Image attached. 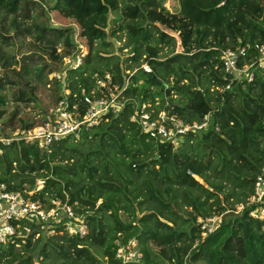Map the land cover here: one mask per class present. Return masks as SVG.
Here are the masks:
<instances>
[{"label":"trees","instance_id":"1","mask_svg":"<svg viewBox=\"0 0 264 264\" xmlns=\"http://www.w3.org/2000/svg\"><path fill=\"white\" fill-rule=\"evenodd\" d=\"M31 3H50L58 19L71 22L68 28L61 21L33 22L31 45L49 57V69L60 68L78 43L87 47L78 68L61 81L50 79L54 103L65 87L80 98L106 72L121 86L128 80L123 95L129 100L77 140L61 138L45 149L0 142V182L8 190L44 178L32 198L48 207L53 199L67 201L88 224L80 236L69 234L63 222L42 227L34 218L17 220L19 232L1 246L0 264H121L115 241L131 238L138 240L140 264H264V218L249 214L255 204L235 212L264 167V71L250 81L231 80L220 60L222 49L264 41V0H180L176 10L164 0H0L1 44L8 42L6 32L30 19ZM121 31L124 41L116 47ZM170 33H178L180 51ZM123 49L125 56L117 52ZM3 67L0 137L18 111L3 120L7 85L17 104L36 99L27 67ZM137 102L188 122L209 115L210 127L182 141H155L131 119ZM213 214L220 215L217 227L202 237L197 219ZM24 226L30 227L26 235Z\"/></svg>","mask_w":264,"mask_h":264},{"label":"built area","instance_id":"2","mask_svg":"<svg viewBox=\"0 0 264 264\" xmlns=\"http://www.w3.org/2000/svg\"><path fill=\"white\" fill-rule=\"evenodd\" d=\"M170 34L176 37L177 45L180 46L178 33ZM75 39H78V34ZM58 50L61 51L62 48ZM86 54L87 47L78 43L75 49L63 56L61 67L51 72V79L58 81L64 79L69 69H76L82 64ZM220 60L223 70L231 76V80L250 81L256 71H264V41L246 42L235 48L222 49ZM141 67L147 72L151 71V66L147 62H143ZM127 84L128 80L123 86L114 83L112 74L106 72L96 78L95 85L89 92L82 90L80 98L78 93H72L70 88L65 87L57 101L46 111L41 123L14 129L10 135L1 136L0 142L8 144L13 140H21L35 143L45 149L61 138L71 137L77 140L84 131L102 122L110 111L116 112L125 106L129 100L123 95ZM226 87L229 88V84ZM131 119L140 126L148 138L155 141H182L186 134L207 130L211 123L209 115H205L201 121L188 122L175 114H169L164 108L156 111L150 102L135 103ZM44 186L45 179L41 177L36 179L34 187L24 184L20 190H8L6 184L0 182V248L11 237L17 235L20 229L17 220L23 218L37 219L42 227L53 222H63L64 229L71 235L83 236L88 233L85 217L77 213L67 201L53 199L52 205L48 207L40 200L32 198V195L42 190ZM245 204H255L249 210L252 217L264 218V167L256 176L254 192L246 203L236 206L235 212L240 213ZM219 218L218 214L198 217L202 237L216 229ZM24 229L25 235L30 232V227L24 226ZM115 244V258L121 264L141 263L142 252L136 238L128 241L118 239Z\"/></svg>","mask_w":264,"mask_h":264},{"label":"rangeland","instance_id":"3","mask_svg":"<svg viewBox=\"0 0 264 264\" xmlns=\"http://www.w3.org/2000/svg\"><path fill=\"white\" fill-rule=\"evenodd\" d=\"M164 1L165 5L170 10H176L180 7V0ZM49 4L50 3H45L41 7L35 6L34 8V5L36 4L31 3L29 9V13H31L30 19H27L25 22H23V25L18 27L17 31L11 29L9 32H6L5 34L8 35V42L3 44L0 43V70L3 72V64L5 63H11L18 69H21L22 66L27 67L30 71V79L36 87V99L34 101L29 104H17L12 100V97L10 95V85H7L6 94H8V106L7 112L3 116V120H7L14 110L17 109L18 111L15 118V124L13 126H8L5 130V134H2V136H8L16 129L24 127L21 125L20 122L22 119H25V121L26 119H29L31 122H33V125L41 123L45 118L46 111L54 104L55 96L54 91L52 89L54 83L50 79L51 72L53 69H55V67L52 66V68L49 69L48 65L51 64L49 57L46 54L41 53L37 48L31 45L33 40L32 25L34 20L36 21V19H44L46 21V24H48L49 26H59L60 23H63L64 25L60 27L68 28L70 27L71 22L66 19H58L54 15L53 11L49 9ZM13 17H15V15H10L5 20V24L8 25V23ZM18 17L19 21H22L23 17ZM168 32L171 31L168 30ZM124 37L125 32L121 31L119 37L117 38V41L114 40L116 47L120 43H123ZM61 46L62 44L58 45L59 48H61ZM181 49L182 47L177 45L176 50L180 51ZM126 50L127 49H123L122 51L118 50L117 52L122 54V56H125ZM165 52L168 53L169 50L165 49L164 54H166ZM39 68H44V70L41 71V76L39 75ZM196 179L200 182H203L202 178L199 179L196 176ZM122 216L125 220L130 219L128 218L129 216L125 212H122Z\"/></svg>","mask_w":264,"mask_h":264},{"label":"water","instance_id":"4","mask_svg":"<svg viewBox=\"0 0 264 264\" xmlns=\"http://www.w3.org/2000/svg\"><path fill=\"white\" fill-rule=\"evenodd\" d=\"M170 88L166 87V95H168Z\"/></svg>","mask_w":264,"mask_h":264}]
</instances>
